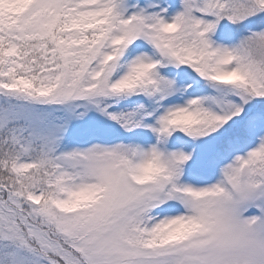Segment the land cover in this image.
<instances>
[{
    "label": "snow or ice",
    "instance_id": "obj_1",
    "mask_svg": "<svg viewBox=\"0 0 264 264\" xmlns=\"http://www.w3.org/2000/svg\"><path fill=\"white\" fill-rule=\"evenodd\" d=\"M0 264H264V0H0Z\"/></svg>",
    "mask_w": 264,
    "mask_h": 264
}]
</instances>
